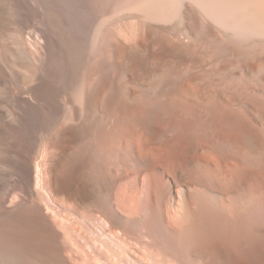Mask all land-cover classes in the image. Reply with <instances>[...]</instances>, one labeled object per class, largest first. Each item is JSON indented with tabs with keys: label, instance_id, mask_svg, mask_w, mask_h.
<instances>
[{
	"label": "bare ground",
	"instance_id": "1",
	"mask_svg": "<svg viewBox=\"0 0 264 264\" xmlns=\"http://www.w3.org/2000/svg\"><path fill=\"white\" fill-rule=\"evenodd\" d=\"M174 23L184 30L164 29ZM172 112L186 114L194 132L219 122L239 128L243 156L222 180L213 174L209 155L218 149L210 138L191 143L195 135L187 134L185 141L197 157L192 167L213 191L232 194L241 216L257 215L264 196V0H0V264H54L57 252L59 261L66 255L70 264H82L63 239L57 244L54 197L95 185L99 196L82 195V206L117 230L121 217L109 196L120 172L108 166L109 137L119 136L117 128L130 133L136 123L144 149L151 134L164 142L161 123ZM54 171L66 180L55 181ZM238 182L246 183L240 199ZM171 189L174 241L189 252L198 230L184 223L192 221L186 193L177 181ZM241 227L244 235L232 248L225 235L212 241L201 227L205 245L198 254L209 264L234 257L238 264H264V228L246 221ZM111 256L95 252L104 261Z\"/></svg>",
	"mask_w": 264,
	"mask_h": 264
},
{
	"label": "rangeland",
	"instance_id": "2",
	"mask_svg": "<svg viewBox=\"0 0 264 264\" xmlns=\"http://www.w3.org/2000/svg\"><path fill=\"white\" fill-rule=\"evenodd\" d=\"M164 27L167 32L173 30V28H176V31L184 30V25L175 23L165 24ZM196 30L199 31L196 28L193 32L196 33ZM169 67V64L165 65L166 70L169 69ZM148 71L149 74L147 76H151L152 67H149ZM149 78L150 77H148L146 81L148 87L151 89L154 85V80L153 77ZM185 86L182 85V88L184 87L187 89L188 85ZM112 109L113 108H110L109 112H112ZM173 113L174 112L166 114L161 123L163 126L162 128L165 130L164 142L161 141L158 143L159 140L151 134V136L149 135L144 149L141 141H139L141 131L136 126V123L134 124L133 132L131 131L132 133L127 131L125 133V131H122L120 128L116 129L119 131V136H117L118 134H115V132L111 133L109 138L111 139L113 147L108 139L107 145L109 148L112 147V150H110L112 154L110 153L109 156L111 160H108V166H110L113 173L118 174V172H120L116 179L115 186L117 185V187L111 190V195L109 194V198H111L110 202H112V210L121 217L118 222L121 227H117V230L114 229L112 231L109 226H107V223L105 226V222H103L105 219L103 217L98 215L97 212L88 211L82 206L81 199H79L82 195L91 194V199L93 200L99 196L98 189H95V185H91L92 188L89 189V191H82V193L73 192L74 194H72L78 197L75 196L76 199L73 195V197H71L68 192L67 194L69 196H67V194L65 196V193H62L63 196L59 194L57 197H54L56 200H53L51 203L52 208L50 209V215L57 237L59 238L57 244L61 245L64 241L63 243L74 249L79 259H82L80 260L83 261L82 264H209L208 257H201L199 251V247L204 244V242H202V234L200 233L201 227L206 229L207 234H205L209 237L206 236V238L209 240H219L225 235L228 242L227 244L230 248L233 247L235 241H239L244 235L243 228L241 227L242 222L246 221L248 224L257 222L264 228V196H259V211L257 215L250 214L247 218L241 216L236 202L232 200V194L225 193V195L224 193L221 194L213 191L214 189L210 187L208 177L192 167V161L197 159L196 155L187 150L188 145L185 141V136L187 134L195 135H193L194 138L191 143H200L202 141L200 140L201 135H207L218 149V153H210V158L208 157L209 160H211V167L214 171L213 174H215L214 177H218V179L222 180L227 177V175L230 176L233 174L235 162L243 156L240 145L239 128L235 127L233 124L224 127V125L219 122L218 124H213L208 129L206 128L198 132L195 130L194 132V129L191 128V131L189 128L190 125L187 122L189 121V117L186 114L182 113L181 115L174 113L173 115ZM232 126H234V128ZM112 134H115L114 139ZM128 139H130V142H128ZM141 151L142 153L144 152L146 166H143L141 163L143 157L141 155L140 158ZM60 162L57 164L56 170L63 169V164L65 163L64 159L60 160ZM58 171H54V175L56 176L54 180L56 181L60 178L57 182L65 181L66 179H63L64 176L60 175L61 177H58ZM91 172L90 175L92 174ZM94 173L96 174V172H93L92 175L96 176ZM223 175L224 178L222 177ZM79 178L78 182L84 179V175H81V177L79 176ZM93 179L96 180V178H92L94 183L95 180ZM175 181L178 182L179 187L186 193L187 206L189 212H191L190 214L188 213L189 216L192 217V219L189 217L190 220H192L191 223L189 219L184 223H187L186 225L193 224L194 227L196 226L194 230H198V232L195 230L197 233L194 235L196 238L193 240L194 242H198H193L194 245H191V250H189V252L179 249L174 241V233L176 231L174 229L178 228V223L175 217L172 216L174 215L173 205H175V198L171 203L169 194L172 190L171 188H174ZM236 186L235 195L240 199L246 192L244 190L246 183L241 184V182H238ZM40 193H43V191L40 190ZM212 193H216L217 196H219L218 202L212 200V195H210ZM42 195L43 194H41L40 197L44 198ZM86 212L93 213L91 215ZM88 215H91L90 218ZM96 216L100 219L96 218ZM121 220L124 222L120 223ZM184 223L183 225H185ZM221 227L223 231L228 228L226 232H223L226 234L222 233ZM121 230L123 233L126 231V233L121 235ZM218 233L220 234L218 235ZM220 235L221 237H219ZM199 238H201V242H199ZM195 239H197V241H195ZM203 246L201 247L203 248ZM144 247H148L150 252L146 251ZM194 250L196 253H194ZM197 250L200 254H198ZM96 251L103 252L106 257H110V254H113L116 260H114L112 256L109 260L110 262L98 259L95 257ZM142 251L145 253L144 262H141L138 256ZM57 253L54 254L52 259L54 264L57 259V264H70V262H67L68 257L66 255H64V258L67 261H59L61 256H59L60 253ZM160 255L164 256V261ZM235 258L236 257L231 261L228 259L225 264L228 262H231V264H238ZM214 261L212 263L216 264ZM247 264L262 263L257 259H252Z\"/></svg>",
	"mask_w": 264,
	"mask_h": 264
}]
</instances>
